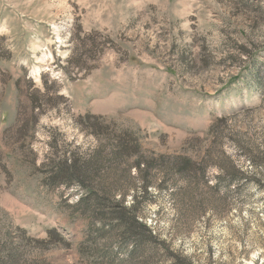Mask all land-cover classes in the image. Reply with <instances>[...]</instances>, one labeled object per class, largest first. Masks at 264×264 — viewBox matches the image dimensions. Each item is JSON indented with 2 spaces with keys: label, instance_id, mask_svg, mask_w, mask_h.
<instances>
[{
  "label": "rangeland",
  "instance_id": "1",
  "mask_svg": "<svg viewBox=\"0 0 264 264\" xmlns=\"http://www.w3.org/2000/svg\"><path fill=\"white\" fill-rule=\"evenodd\" d=\"M0 264H264V0H0Z\"/></svg>",
  "mask_w": 264,
  "mask_h": 264
},
{
  "label": "trees",
  "instance_id": "2",
  "mask_svg": "<svg viewBox=\"0 0 264 264\" xmlns=\"http://www.w3.org/2000/svg\"><path fill=\"white\" fill-rule=\"evenodd\" d=\"M77 43H79V42H77ZM79 54H80V52H79ZM90 117L91 116H89V115L86 116V118L88 120H90ZM128 144L129 143H127L125 146H127ZM184 160L188 161L187 159H184ZM77 161H78V159H76V158H74L73 160L69 159V158L68 159L62 158L61 160H58V161H54V160L48 161L47 164L50 167L49 184L52 186L64 185L66 187H71L72 185H78V184H80V182H82V180H80V177L89 178V177L94 176V174L96 173V171L99 167V166H97L95 168V165L97 164L96 161H95V163L92 162V164H90V163H88L89 160H87L85 163L82 164L81 168H78V170H77L76 166L79 165V164H77L78 163ZM134 166L139 171L144 170L143 168H140V163H139L138 159L135 160ZM88 193L90 196L87 194L86 198L83 197L80 199L81 202L84 200L90 199V197H92L88 203L91 206H94L96 209L101 210V208H109L110 207L108 205L109 198H107L105 195L101 194L100 196L95 197L96 196L95 193L94 194L90 193V192H88ZM123 200H124L123 197H120V199L116 200V201L113 200V198H112V201L117 203L118 206L122 205ZM101 205H104L105 207L100 208ZM134 206L135 205L132 204L129 210H132L134 208ZM111 210H113V208ZM130 225H131V227H130L131 229H129V230L137 229V230L141 231L140 229H145L148 231L145 223L139 222L135 216H132ZM148 233H149V231H148ZM48 234H49V237H54L55 232L49 231ZM149 235L151 236V234H149Z\"/></svg>",
  "mask_w": 264,
  "mask_h": 264
}]
</instances>
